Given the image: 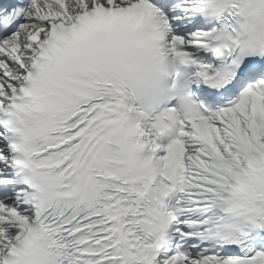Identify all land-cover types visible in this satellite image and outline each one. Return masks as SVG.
Returning a JSON list of instances; mask_svg holds the SVG:
<instances>
[{
  "label": "snow or ice",
  "instance_id": "snow-or-ice-1",
  "mask_svg": "<svg viewBox=\"0 0 264 264\" xmlns=\"http://www.w3.org/2000/svg\"><path fill=\"white\" fill-rule=\"evenodd\" d=\"M0 264H264V0H0Z\"/></svg>",
  "mask_w": 264,
  "mask_h": 264
}]
</instances>
